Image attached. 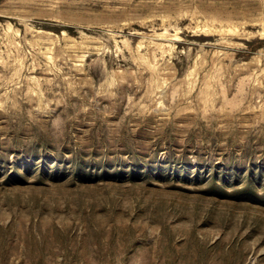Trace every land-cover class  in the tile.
Instances as JSON below:
<instances>
[{
  "label": "rangeland",
  "instance_id": "1",
  "mask_svg": "<svg viewBox=\"0 0 264 264\" xmlns=\"http://www.w3.org/2000/svg\"><path fill=\"white\" fill-rule=\"evenodd\" d=\"M0 264H264V0H0Z\"/></svg>",
  "mask_w": 264,
  "mask_h": 264
}]
</instances>
